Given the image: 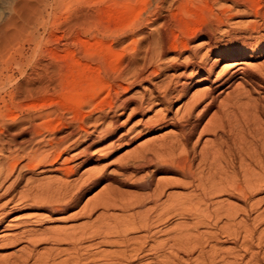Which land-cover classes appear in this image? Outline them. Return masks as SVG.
Listing matches in <instances>:
<instances>
[{
  "label": "bare ground",
  "instance_id": "6f19581e",
  "mask_svg": "<svg viewBox=\"0 0 264 264\" xmlns=\"http://www.w3.org/2000/svg\"><path fill=\"white\" fill-rule=\"evenodd\" d=\"M49 1L35 0L34 5H32L27 0H0V20L12 17L8 21V27L13 26L16 28L19 32L16 33L19 36L25 35L31 30L33 31L39 23L38 21L45 12ZM144 1L145 5L154 8V12L149 11L150 14L146 17L141 15L140 10L134 14L129 13L132 17L127 27H133L135 32L139 31L145 24L159 19L162 20L163 25L170 29L161 27L158 30L155 41L149 47V53L144 57V66L139 67L130 64L121 74V77L126 80L124 82H128V85L126 83L127 87L124 86L122 84L124 82L116 84L117 93L120 96L117 97L119 99H116L118 101L114 100V105L110 106L112 116L110 117L108 112L96 115V118H103L108 115L110 126L107 125L109 127L106 126L105 129H103L104 127H101L102 129L98 128L99 134L96 136L94 134V136L89 135L87 144L74 143L72 156L60 160L61 165L72 159L74 164H68L63 168L60 167V164H57L58 160L62 157V152L66 148L67 151H70V147H67L70 145L66 142L75 136V132L71 131L70 136L67 135L66 138L60 140L52 138L50 133L51 138L48 135L49 139H47L45 133L38 129L39 127L43 129L45 128L44 125L46 126V124L41 126L43 122L40 121L41 125L39 123L32 125L34 127V130H32L37 135L38 141L37 143L34 141L36 145L31 147L30 153L28 151L29 155H27L34 165L33 170L37 167L41 173L59 171L64 173V177L68 179L77 172L78 166L90 160L89 151L93 147L97 146L99 142L109 140L112 137L113 130L118 125L115 118L113 119L117 110H124L128 106L134 105V113H132L143 117L142 127L145 133H152L166 128H173L177 132L176 134L166 135L161 139L147 141L131 155V164H126L127 168H132L133 171L141 170L144 167H151L152 169L151 176L147 180H142L137 187L148 189L152 185V178L155 174L175 171L189 180L191 188L189 195L181 201L173 200L171 199L172 196L168 195L166 202L159 203L160 196L164 194L165 187L169 185V183L159 180L151 195L139 196L133 203L122 204L123 210H129L132 206H143L146 200H151L154 206L150 209L138 211L120 219L110 218L106 221V218H104L98 224H86L77 229L75 228V230L70 229L71 231H52V234L55 235V237L53 235L55 242L66 241L65 243L70 245L66 258L56 262V259L52 257L56 254L50 252V255L47 253L49 256L44 255L46 258H43V255H38V258L42 257L41 259L35 258L34 260L35 256L31 257L34 261L30 263L29 253H26L28 256L23 261L15 260L5 263L6 261L3 260L4 263L1 262V264H182L178 257L179 254L189 257V262L186 264H243V262L245 264H264V228L261 229V226L264 225V208L262 209L264 198L258 197L264 187V62L258 65H252L251 62L264 56V0H200L205 3V5L202 4L205 8L203 12L205 18L201 22L202 25L194 29L196 34L186 35V38L188 37L186 40L176 36L174 42H172L174 49L167 46L169 43L168 30L171 34L172 26L168 14L162 12L166 0H143L142 2ZM184 1L171 0L169 7H182ZM91 4L95 5L96 3H90L89 5ZM90 8L91 6L85 9L81 15L82 19L89 24L94 21L96 11ZM126 10L125 8L124 11ZM126 15H121L118 18L120 22L123 21L124 17H127ZM21 19L25 22V25L22 23L20 25ZM178 23L181 28L184 27V30L188 28L187 24ZM179 28L178 31H180ZM183 29L181 32L184 31ZM175 35L173 34V36ZM10 37V35L6 36L8 40H10ZM12 37L15 38L16 35ZM86 44L88 47L91 45L90 41H87ZM97 44L100 46L101 42ZM222 62L224 65H221V69L216 71ZM55 63L47 58L36 61L31 72L29 71L17 89L26 91V93L36 91L39 94L37 91L46 93L50 88L56 87L55 84L58 81H56L57 76L55 77L54 73L58 67ZM168 71H175L177 74L174 77L168 76L157 85H154V80ZM2 79L0 77L1 90L6 84ZM238 80H241V82L237 83ZM200 85L203 86L201 89L188 96L189 88ZM121 89L126 91H120ZM131 91L133 93L129 94ZM255 91L258 92V97H253ZM223 94L225 95L222 97ZM184 98L187 101L182 105L180 104L175 114H172L173 103ZM52 107L51 104H46L35 112H37V116L44 117L50 114L53 110ZM99 109L95 111H100ZM149 113H153V115L144 119ZM31 119L33 118H30V121ZM204 120H206V123L201 127ZM96 121L95 119V125ZM83 122L85 121L82 120V124ZM82 124L78 126L81 130L80 133L88 134L89 130L86 127L89 125L85 127ZM86 124L88 123L86 122ZM198 129H200L199 132ZM197 132L198 138L205 133H210L215 139L210 145L201 149L200 152L196 149V151L194 149L190 151L188 145ZM120 135L119 141L124 140L122 134ZM45 142H48L49 145ZM63 144H67V146L62 147ZM71 144L73 145V143ZM104 150H101L100 155L96 156L104 158L108 152H104ZM15 159L17 158L13 157L12 161ZM195 160H198L197 164H195ZM8 165H6L8 168H4V170L6 169L5 172L7 169L14 170L16 168H9L10 165ZM95 174L94 171L93 173L88 172L86 176L88 179L94 177L91 183L106 177L105 172L102 170L97 177V174ZM86 179L83 177L84 182ZM61 180H58V184L62 187H58L62 190H57L58 187H55L56 191L60 192L58 195H54L55 193L49 190L53 192V197H59L60 195L65 197L66 194H71L73 191V187L68 180H62L65 185ZM87 181L85 183H88ZM54 182L56 183L55 180ZM43 183L42 185L47 184V182ZM85 183L83 184L85 185ZM75 184L74 186L77 185ZM46 186H44L45 188L41 186L42 190L46 189ZM39 188L40 185H38ZM35 190H37V187ZM31 194L33 195V193ZM48 194L50 195V193ZM73 194L75 197L76 194L74 192ZM224 194L238 198L244 203V208L220 201V197ZM49 195L41 198L46 199V196H48L49 199L51 197ZM72 195H70V198ZM30 198L27 201L29 199L30 201L32 199L36 200L32 196ZM70 198H65L68 203L61 202L62 204L58 202L59 199L57 200L56 197L55 202L50 201V199L49 201L48 199L38 200L35 201V206H33L32 200L31 206L37 209H49L54 214H61L68 211L76 203ZM69 200L72 202H69ZM100 203H98V206L102 205L107 210L113 202L104 201V203ZM240 211L243 212L244 218L238 220ZM174 216L190 219L192 223L176 229L166 230V238L161 240L158 236L161 233L158 226L166 223ZM201 228L203 229L201 230ZM29 232L31 236V231ZM136 232H140V235L132 236ZM40 233L42 234L41 231ZM32 234H34V231H32ZM36 234L38 233L36 232ZM36 234L34 237L39 236ZM45 234H47V231ZM110 237H116V239L110 240ZM224 237H226V240H233L237 246V251H224L221 248ZM95 239L98 241L94 242ZM106 244L118 248L111 252L94 250L96 249L95 246ZM30 248L32 247L30 246ZM144 260L146 263L143 262Z\"/></svg>",
  "mask_w": 264,
  "mask_h": 264
},
{
  "label": "rangeland",
  "instance_id": "374dc122",
  "mask_svg": "<svg viewBox=\"0 0 264 264\" xmlns=\"http://www.w3.org/2000/svg\"><path fill=\"white\" fill-rule=\"evenodd\" d=\"M27 1L28 3L34 5L35 0ZM50 1L49 3L51 4L47 3V8L40 17L38 21L39 23H37L33 31L31 30L25 35L22 34L19 36L16 33L18 32L16 28L13 26L8 27V21L12 17L0 20V77H2L3 82L6 83V88L4 87L5 89L3 88V90L0 89V264L5 261V263L10 261L13 262L15 260L23 261L28 256L26 253H29L30 263H32L35 258H46L53 252L56 255H53L52 257L56 259V262L66 258L70 245L65 243L66 241L60 243L55 242L53 238L54 233L52 234V231H71L86 224H98L100 221L104 220V218H106V221L110 218L120 219L124 216H130L138 211L150 209L154 206L151 200H146L143 206H132L129 210H123L122 204L133 203L139 196L151 195L153 189L156 187L157 181L159 180L169 183V185L164 189V194L160 196L159 203L166 202L168 195L172 196L171 199L173 200L181 201L187 197L191 191L189 180L183 178L175 171L155 174L152 178V185L148 189L137 187L142 180H147L151 176L152 169L151 167H144L141 170L133 171L132 168H127L126 164H131V155L143 143L153 139H161L166 135L176 134L177 132L173 128H166L152 133H145L142 127L143 117L139 114L133 115L134 105H130L124 110H117L113 119L115 118L117 121L116 124L118 125L114 128L113 134L111 135L112 137L109 140L99 142L97 146L93 147L89 151L91 157L90 160L78 166L77 172L72 174L68 179L64 177V173L59 171L41 173L37 167H35L36 170L35 168L33 170L34 165L30 162V157L27 152L29 151L30 153L31 147L36 145L38 141L36 137L37 135L33 131L34 124L39 123L40 121L41 123L43 122L42 125L39 123L41 126L46 124V126L44 125L45 128L42 129V127H39L38 129L45 133L47 139H49V136L51 138L52 134V138L54 137L56 140H60L71 134V131H74V139L71 138L69 141L67 140L68 142H66L70 146H67V144H63L64 146H62L70 147V151H67L66 148V151L64 150L62 152V157L58 160L57 164L59 165L64 157L70 158L72 156L71 153H74L72 148L74 147V143L79 142V144H87L89 141V135L96 136L99 134V129L101 127H104L103 129H105L107 125L110 126V124H108L110 122L108 115H105L106 118L105 116L103 118H96V115H99L102 112L110 113V106L114 105V100L116 102L118 101L116 99H119L117 97H119L120 94L117 93V85L119 82L122 83L125 80V78L121 77V74L130 64L142 67L143 60L145 62L144 57L147 53H149V47L151 46V43L155 41L158 30L161 29V27L170 29L163 25L161 23L162 20L159 19H156L152 23L145 24L139 31L134 32L133 27H127V24L130 23V19L132 17L129 13L134 14L140 10L141 15L146 17V15L150 14V12H154V8L145 5V1L142 2L143 0L123 2L120 0H90L91 2L85 0L86 5L84 0ZM170 1L171 0H166L162 12L168 14L171 22L170 24L172 26L171 34L168 30L169 43L167 46L170 49H174L172 42H174L176 36L182 40H186L188 38H186V35L192 36L196 34L194 29L200 27L202 25L201 22H203L205 18V13H203L205 11L203 6L205 3L200 0H196V2L195 0H185L182 7L174 6L173 8H170ZM197 2H200L201 4ZM90 3L95 5H89ZM129 5L130 7H128ZM89 6H91V10L92 8L96 10L95 19L90 24L86 23L81 16L82 12ZM125 8L127 9L126 11H124ZM131 8H134L133 11H131ZM121 15H126L127 17H124L123 21L120 22L118 18H120ZM178 22L184 25L187 24V29L191 31L187 29L184 30V27L181 28ZM21 23L25 25V22L22 19L20 21V25ZM178 28L180 31H178ZM182 29L184 31L181 32ZM173 34L176 35L173 36ZM9 35L11 36L10 40L6 38V36ZM13 35H16V37H12ZM87 41H90L91 45H89V47L87 44L85 45ZM98 42H101L100 46L97 44ZM46 58L54 63L56 62L55 64L58 67V72L56 71L54 73L55 77L57 76L56 81H58L56 82L57 84H55L56 87H53L54 89L50 88V90L47 91L48 93L46 91H44L46 93H42L43 91H41V93L37 91L39 94H37L36 91H32L30 93H26V91H19V89H17L18 85L24 81L29 71L31 72L33 65H35L34 63L38 60ZM33 61L34 63L32 64ZM251 62L252 65L263 64L264 56L256 60H252ZM221 65H224L223 62L219 64L216 71L221 69ZM176 74L177 73L175 71H168L156 78L154 80V85H157L168 76L174 77ZM119 76L121 79H119ZM239 82H241V80L237 81V83ZM126 83L128 85V82H124L122 84L126 86ZM202 87L203 86L200 85L189 88L188 96ZM120 91L126 90L121 89ZM132 93L133 92L131 91L129 94ZM224 95L225 94H223L222 97ZM258 96V92L255 91L253 97ZM185 101H187L186 98L173 103L171 113L175 114L177 107H179L180 104L182 105ZM111 103L112 105H110ZM46 104H51L53 106V110H51L49 115H45L46 117L42 116L45 118L43 119L40 115L37 116L38 114L35 111L39 110L41 106ZM96 109H99L100 111H95ZM121 112L123 113L120 114ZM33 113H36L35 121ZM152 115L153 113H149L144 117V119H147ZM111 116L112 113H110V117ZM86 117L88 118V121ZM30 118L33 119L30 121ZM95 119L97 120V127L94 123ZM82 120L85 121L83 122L85 127L89 125L88 127L90 129L86 127V129L89 130L88 134L83 132L80 133L81 130L78 126L82 124ZM86 122L88 124L85 125ZM205 123L206 120L203 121L201 127H203ZM77 124L80 125L76 126ZM200 129H198V132ZM198 132L188 145V149L190 151L194 149V151L197 150L200 152L201 149L210 145L215 139V137L210 133H205L198 138ZM120 134L124 137V140L122 141H119V136H121ZM136 136L139 137L137 138ZM45 143L49 145L48 142ZM71 143H73V145ZM108 146L110 150L107 148ZM101 150H104V152L108 151L104 158L97 157L100 155ZM13 157L17 159L12 161ZM197 161L198 160H195V164H197ZM9 163L16 165L12 167ZM68 164H74V160L72 159L69 160L68 163H63L62 165L60 164V167L64 168V166H67ZM6 165H8L9 168H16H14V170L7 169L5 172L6 169L4 170V168ZM101 170L105 172L106 177H103V179L99 181H95V183H91L94 177L93 179L90 178L91 180L86 177L88 172L93 173V171L97 174H95L97 177ZM7 172L9 174H6ZM83 177L84 179H88V181L86 179L88 183L83 181ZM61 178L63 181L68 180L71 183L73 187H71L73 190L72 193L74 192L76 195L74 197V194L72 195V193H69L66 194L67 196L65 197L60 194L59 195L61 197H55L57 200L59 199V203H68L65 198L68 197L69 199L70 195H72L70 200L74 202L76 201L74 206L61 214H54L49 209H37L33 207L36 204L35 201L37 202L38 200L48 199V196H46V199L41 198H45V195H49L48 193H50L49 196H51L49 198L50 201L53 200V202H55V197L53 196L60 193L59 191H56V188L58 186L62 187V185L60 186V184H58V180H61ZM40 181L41 183H39ZM42 181L45 183L47 182V186L42 185ZM51 181L52 184L50 183ZM63 181L62 183L64 184L65 182ZM81 182L85 183V185ZM74 184L76 186H74ZM38 185H40V191L38 189ZM41 186L43 188L46 186V189L42 190ZM36 187L37 190H35ZM59 187L57 190H62V188L60 189ZM49 190H52L55 194L52 195L53 192H50ZM26 191H29V194ZM30 192L33 193L34 196ZM44 192L48 193L45 194ZM37 195L39 197H36ZM31 196L34 199L36 198L35 201L33 199V201L31 200L33 202V206H31L32 203L30 201ZM27 197L30 198L28 200L29 202L27 201ZM258 197L264 198V187L258 194ZM70 200L69 202H72ZM104 201L113 202L107 210L104 206L102 207V205L98 206L101 204L100 202L104 203ZM220 201L231 204L235 207L244 208V203L242 201L236 197L229 196L228 194L222 195L220 197ZM93 207H95V209L91 210ZM263 208L264 199L262 201V209ZM240 212L238 214V220L244 218L243 212ZM191 223L192 221L190 219L174 216L166 223L158 226V229L161 230V233L158 236L161 240H163L166 238V230L176 229L181 226L190 225ZM263 228L264 225L261 226V229ZM36 229L37 231H35ZM202 229L203 228H201V230ZM29 231H31V236L29 235ZM32 231H34V234H32ZM46 231L47 234H45ZM36 232L38 234H36ZM35 234L39 236L34 237ZM134 235L138 236L140 235V232L132 234V236ZM115 239L116 237H110V240ZM222 240L221 248L224 251H237V246L233 240H226V237ZM97 241V239L94 240V242ZM34 244L36 245L35 247L33 246ZM30 246L32 248H30ZM95 247V251L104 250L107 252L117 250L118 248L111 244L97 245ZM47 253L50 254L47 255ZM38 255L43 256L38 258ZM31 257H34V260L33 258L31 259ZM178 257L182 264L189 262V257L187 255L179 254ZM146 261L149 262L147 259ZM146 261L144 260L143 262L146 263ZM243 264H245V262H243Z\"/></svg>",
  "mask_w": 264,
  "mask_h": 264
}]
</instances>
